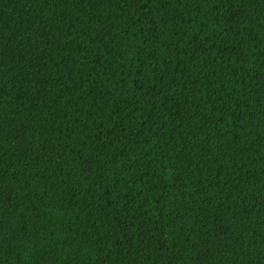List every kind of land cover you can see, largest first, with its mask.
Segmentation results:
<instances>
[{"label":"trees","instance_id":"1","mask_svg":"<svg viewBox=\"0 0 264 264\" xmlns=\"http://www.w3.org/2000/svg\"><path fill=\"white\" fill-rule=\"evenodd\" d=\"M0 264H264V0H0Z\"/></svg>","mask_w":264,"mask_h":264}]
</instances>
